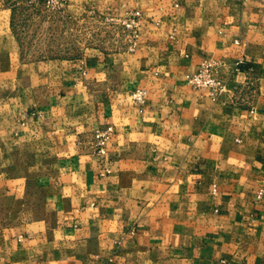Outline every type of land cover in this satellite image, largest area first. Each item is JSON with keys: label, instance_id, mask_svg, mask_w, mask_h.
<instances>
[{"label": "crops", "instance_id": "obj_1", "mask_svg": "<svg viewBox=\"0 0 264 264\" xmlns=\"http://www.w3.org/2000/svg\"><path fill=\"white\" fill-rule=\"evenodd\" d=\"M39 3L0 0V264H264V0ZM132 10L133 51L35 56L16 26Z\"/></svg>", "mask_w": 264, "mask_h": 264}, {"label": "rangeland", "instance_id": "obj_2", "mask_svg": "<svg viewBox=\"0 0 264 264\" xmlns=\"http://www.w3.org/2000/svg\"><path fill=\"white\" fill-rule=\"evenodd\" d=\"M39 2L45 12L52 11L45 7L44 0ZM16 26L23 37V47L35 56L83 55L93 48L115 45L121 38L127 47L125 33L121 27L112 21L93 16H85L80 22L68 18L63 24H16Z\"/></svg>", "mask_w": 264, "mask_h": 264}, {"label": "built area", "instance_id": "obj_3", "mask_svg": "<svg viewBox=\"0 0 264 264\" xmlns=\"http://www.w3.org/2000/svg\"><path fill=\"white\" fill-rule=\"evenodd\" d=\"M70 0H44V5L49 10H61L66 7ZM121 27L125 33L127 47L129 51L136 49L139 40V27L141 13L138 10L127 12L124 16L117 18H109ZM241 61L235 62V70L239 68ZM221 62L212 59L202 60L196 69L187 75L186 82L196 89L206 90L208 95L213 99L217 98L224 90V82L219 78L217 72ZM130 98L134 105L140 106L145 101V91L142 88H136L130 92ZM112 133V126H96L92 130V147L95 153L104 154L106 152V144ZM264 195V182L256 193V199L262 198Z\"/></svg>", "mask_w": 264, "mask_h": 264}]
</instances>
